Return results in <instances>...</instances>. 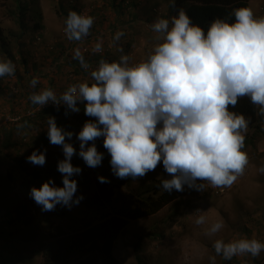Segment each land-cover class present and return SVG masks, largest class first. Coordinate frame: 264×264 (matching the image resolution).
Instances as JSON below:
<instances>
[{
    "label": "clouds",
    "instance_id": "9594fccd",
    "mask_svg": "<svg viewBox=\"0 0 264 264\" xmlns=\"http://www.w3.org/2000/svg\"><path fill=\"white\" fill-rule=\"evenodd\" d=\"M231 15L232 21L214 19L207 31L192 23L183 9L169 18L158 17L151 25L156 43L146 56L101 59L90 80L69 85L59 101L50 87L32 92L29 100L41 108L49 102L63 104L71 112L84 105L85 115L95 118L85 121L77 134L78 155L88 167L101 164L104 153L95 141L103 137L111 170L118 178L143 177L162 162L171 177L161 181L165 191L182 192L185 186L199 191L205 189V182L231 187L249 163L244 150L249 118L230 106L234 108L246 96L264 116V15H256L249 6L234 8ZM93 24V16L70 10L64 32L68 40L81 41ZM124 35L118 30L113 39L119 41ZM102 48L103 39L98 37L92 51L99 53ZM73 59L89 67L79 47L73 50ZM14 72L11 60H0V77ZM38 83L33 77L30 87L35 89ZM47 136L49 143L62 146L64 159L57 168L63 186L50 178L31 187L29 195L42 211H52L58 204L71 208L83 199L76 196L77 181L72 178L82 171L71 163L76 149L66 141L73 132L48 116ZM45 153L46 149H34L27 160L42 166ZM258 171L264 173V165ZM98 180L108 182L104 176ZM206 219L201 214L194 222L204 225ZM223 227L224 221L218 219L206 234ZM213 248L226 260L244 254L257 257L264 251V241L216 239ZM209 261L215 264V256Z\"/></svg>",
    "mask_w": 264,
    "mask_h": 264
},
{
    "label": "rangeland",
    "instance_id": "374dc122",
    "mask_svg": "<svg viewBox=\"0 0 264 264\" xmlns=\"http://www.w3.org/2000/svg\"><path fill=\"white\" fill-rule=\"evenodd\" d=\"M19 1L29 5L26 26L30 30L26 31L22 47V56L27 62H21L19 48L15 44L16 62H12L15 72L0 78V232L8 234L21 229L33 230L41 243L36 244L38 247L53 242L49 235L51 225L68 230L79 220L95 225L105 217L106 211L94 203V197L98 190H106L109 194L111 188L106 182L101 183L99 176L106 177L108 182H128L130 188L138 193L150 189L153 194L156 188L158 195L165 191L161 181L171 177L162 162L143 177H116L110 161H106L109 154L103 147V137L95 141L98 151L104 153L102 162L97 167H88L78 155L77 134L88 118H95L85 115L83 104L79 105V112H71L65 105L57 106L52 102L41 108L31 103L29 95L50 87L59 101L69 85L90 80L91 71L98 65L95 63L98 55L111 61L118 60L122 54H130L134 59L146 56L156 43L151 25L158 17L142 12L157 9L159 14H164L167 6L163 0H134L138 6L118 7L116 13L108 0H63L62 3L58 0ZM19 1L0 0V30L4 33H20L23 30L16 17ZM154 4L157 5L153 7ZM64 10H75L94 17L88 36L81 41L67 39ZM254 12L258 16L264 15V0L255 3ZM36 20L40 22L35 23ZM39 23L42 29L38 28ZM118 30H123L125 35L114 41ZM98 37L103 39V48L101 52L94 53L92 49ZM77 47L89 65L87 69L73 59V50ZM120 48H123V53ZM0 60L8 59L0 52ZM33 77L39 79L35 89L30 87ZM49 108H56L60 114L52 115L48 112ZM48 116H54L58 126L73 132L71 139L66 137V141L76 149L71 163L82 171L72 178L77 181L76 196L82 195L83 199L71 208L58 204L52 211H42L41 206L30 197V189L41 186L50 178L57 186H62V174L57 165L64 159L62 146L49 143ZM259 130H251L252 144L245 150L249 163L231 187H212L205 182V189L199 191L187 186L182 192L173 189L177 196L175 202L156 215L129 222L115 243V257L122 264H137L134 248L141 240L139 256L143 264H210V256H215V264H263L264 251L257 257L244 254L226 260L213 248L216 239L229 241L255 237L264 241V173L258 171L264 165V122ZM41 138L48 141L44 147L41 146ZM34 149H46V162L42 166L27 160ZM19 209L23 213L18 218L16 210ZM201 214L206 216V223L196 225L194 221ZM218 219L224 221V227L213 235H207L206 229ZM3 243H7L4 235L0 237V245ZM36 246L26 254L31 264L42 261ZM13 264L21 263L15 261Z\"/></svg>",
    "mask_w": 264,
    "mask_h": 264
},
{
    "label": "trees",
    "instance_id": "16d2710c",
    "mask_svg": "<svg viewBox=\"0 0 264 264\" xmlns=\"http://www.w3.org/2000/svg\"><path fill=\"white\" fill-rule=\"evenodd\" d=\"M58 1L62 3L63 0ZM108 1L111 4V8L117 11L116 13H118V7L131 5V7L135 8L138 6L134 0ZM251 1L253 0H163V3L167 6L164 14H159L157 9L142 13L150 17L169 18L177 15L179 10L183 9L190 17L192 23L201 26L207 31L211 22L216 18L229 21L234 20V17L231 15L233 9L241 6L250 7ZM155 5L157 4H154L153 7ZM28 6L27 3L19 1L16 17L19 20L20 27L23 28L20 33H4L0 30V52L13 63L16 62V56L13 52L15 44L19 48L18 53L21 55V62H27L26 57L22 56V47L26 31L30 30L26 26ZM61 9L64 8L62 7ZM64 13L67 17L68 12L64 10ZM147 16L145 17L148 18ZM134 18L136 17L133 13L132 19ZM151 21L152 18H150ZM38 22L40 21H35V23ZM37 25L39 29H42L41 23ZM101 59L108 60L98 55L95 63L97 64ZM108 61L111 62V60ZM230 110L242 113L246 118H249L248 129L244 133V150H246L252 144L253 136L250 134L251 130L257 132L260 129V125L264 122V116L259 114L258 106L253 105L246 96L239 98L234 108L230 106ZM48 112H51L54 116L60 114L56 108H49ZM26 121L30 122L31 120L27 119ZM42 139L41 146L44 147L48 141ZM100 142H102V138ZM88 143L90 145L92 142L89 141ZM9 145L11 144L9 143ZM106 161H110L109 155ZM127 183L125 181L115 182L111 180L106 182V185L111 188L110 191L108 190L109 194H106V190L97 191L94 203L106 211L105 217L98 224L92 225L91 223H84L82 220H79L77 224L71 226L68 230L51 225L49 235L53 242L46 246H36V244L41 243L38 242L37 235H35L33 230L21 229L20 232L10 231L8 234L0 232V237L4 235L7 238V243L0 245V264H13L15 261H19L21 264H31L29 258H26V254L33 246H36L42 258L40 264H122L115 257L113 250L120 233L127 227L129 222L156 215L167 205L177 200V196L173 191H164L158 195V188H156L153 189V194L150 189L138 193L131 189ZM16 213L19 218L23 211L19 209L16 210ZM140 243L141 240L134 248L137 264H143L139 256Z\"/></svg>",
    "mask_w": 264,
    "mask_h": 264
},
{
    "label": "crops",
    "instance_id": "0c3cea01",
    "mask_svg": "<svg viewBox=\"0 0 264 264\" xmlns=\"http://www.w3.org/2000/svg\"><path fill=\"white\" fill-rule=\"evenodd\" d=\"M258 1H261V0H253L250 2V7L253 8V10H254L255 3H257Z\"/></svg>",
    "mask_w": 264,
    "mask_h": 264
}]
</instances>
